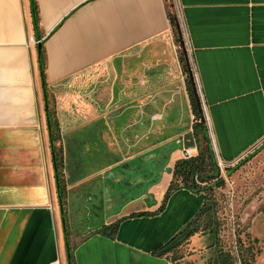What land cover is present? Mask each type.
Masks as SVG:
<instances>
[{"label":"crops","instance_id":"1","mask_svg":"<svg viewBox=\"0 0 264 264\" xmlns=\"http://www.w3.org/2000/svg\"><path fill=\"white\" fill-rule=\"evenodd\" d=\"M35 1L47 107L30 1L0 0V264H68L62 216L72 264H211L203 259L216 250L209 235L193 236L187 245L192 254L179 263L153 254L202 205L201 196L178 190L157 212L173 166L184 158L179 148L168 153L177 121L183 116L182 129L191 132L194 121L186 84L178 81L165 0ZM171 3L217 164L230 167L259 149L251 161L264 162V0ZM47 114L58 127L56 137L69 139L71 165L87 157L102 160L112 135L126 142L122 161L67 184L63 215ZM152 128L158 132L135 145V138ZM190 153L195 155L196 147ZM138 158L150 167L161 160L150 199L134 197L139 204L131 201L83 231L80 221L71 218V200L78 201L93 179L105 185L104 171L136 164ZM259 200L264 205V193ZM139 212L149 215L129 217ZM119 220L113 235L102 231ZM263 261L264 249L258 256V263Z\"/></svg>","mask_w":264,"mask_h":264},{"label":"trees","instance_id":"2","mask_svg":"<svg viewBox=\"0 0 264 264\" xmlns=\"http://www.w3.org/2000/svg\"><path fill=\"white\" fill-rule=\"evenodd\" d=\"M30 1L31 17L34 32L38 37V41L41 44L40 51L38 52V64L40 80L42 84V90L44 94V100H47L46 96V78H45V54L40 41L39 36V19H38V7L35 0ZM165 6L167 9V16L171 26L173 37L179 38L177 30V20L172 9V4L169 0H165ZM184 72L187 73L186 79V92L188 94L192 114L194 116V121L192 124V134L195 141L196 154L189 158H182L175 162L172 169V178L168 185V188L163 196L161 205L159 206L157 212H161L168 202L171 195L178 190H186L191 194L202 197V205L195 214V216L187 223V225L170 240H168L161 248L153 252L154 255L159 257H165L167 260L179 263L183 258L185 253L184 248L189 245V240L196 234L209 235L215 243L218 241L219 235V221L216 217L218 211V202L215 196V190L223 188L225 185L224 179L221 176L220 167L215 159L210 139L208 136L207 127L203 119L201 105L197 96V92L189 73V68L187 67V61L184 57L183 61ZM48 128H49V140L50 148L52 152V160L54 164L56 185L58 191V198L60 203L61 212L63 215V198L65 194V186H63L60 179V170L58 165V152L55 147L57 138L53 137L54 124L50 119L49 114H47ZM260 151L257 150L251 155L245 157L243 160L239 161L233 167L226 168V175L229 176L231 173L237 171L242 165L251 160ZM147 212H139L131 214L129 217H142L147 216ZM63 217V216H62ZM65 219V217H63ZM125 219V218H124ZM106 226L102 229L103 232H108L109 235H113L116 232L119 222ZM257 242V240H254ZM64 243L66 249H68V264H72L73 249L70 248L68 240V232L64 229ZM220 251V250H219ZM246 253L248 254V260L253 261L256 254L260 253V250L256 251V254L252 252L251 249L247 248ZM67 253V252H66ZM219 264H235L234 259L230 254L219 252L218 255ZM243 259V260H242ZM241 262L246 264L244 257L242 255Z\"/></svg>","mask_w":264,"mask_h":264},{"label":"flooded vegetation","instance_id":"3","mask_svg":"<svg viewBox=\"0 0 264 264\" xmlns=\"http://www.w3.org/2000/svg\"><path fill=\"white\" fill-rule=\"evenodd\" d=\"M181 87H183V85ZM183 98H185L184 95ZM181 112L183 115V106L181 107ZM160 114H162L161 111L153 114V116L159 117ZM50 119L54 124L53 137L57 138L55 147L59 150L58 165L60 170V179L65 188L72 180L82 179L93 171H100L101 167H104V165L116 163V161H122L121 159L126 157L123 150L124 144L126 145L124 138L120 136L119 138L117 137V139L111 134L112 136L108 138L111 141L107 142L108 146H105L107 149L101 155L102 160H93L90 157L89 159L87 157L86 161L82 162V160H79V162H76L75 165H71L70 159L72 156L69 154L68 150V145L70 144L69 139L67 137H56L58 127L56 126L55 120H53V118ZM142 122H144V116L141 115L139 124ZM177 123L178 125L175 128L176 134L171 138V142L169 143L170 147L176 146V140L178 137L177 134H179V131L186 126V121L183 116H181ZM134 124L136 125V123H133V125ZM140 130H142V128ZM157 130V128H152L151 133L146 134L144 132L143 135L138 137L136 136L137 138H135V141L133 142L135 145L140 144L146 139L147 135L156 133L158 132ZM135 162L136 164L122 163L112 169L110 168L104 171L100 176L103 175L101 180L105 182V185H100V179H93L88 187L80 192L78 201L74 200L73 202V200H71V218L73 221L76 219L77 221H80L79 223L83 231L99 224L100 222L102 223V219H105L107 214L114 212L116 209L120 210L121 207L133 201L134 197L138 198L146 196V200L150 199V196L147 195V193L152 184L157 180L162 169L160 167L161 160L155 161V165H152L151 167L148 165L146 166V162L139 158ZM78 217L80 220H78ZM71 226H74L75 229H77L74 224H69V229Z\"/></svg>","mask_w":264,"mask_h":264},{"label":"rangeland","instance_id":"4","mask_svg":"<svg viewBox=\"0 0 264 264\" xmlns=\"http://www.w3.org/2000/svg\"><path fill=\"white\" fill-rule=\"evenodd\" d=\"M169 2H172V0H169ZM172 43L175 45L174 51L177 53L178 66L181 74V78L178 81L185 87L187 73L184 72L183 67L184 57L189 60V62L187 61V67L194 82L193 71L187 53V43L181 32L179 38L175 37ZM194 86L197 90L195 83ZM251 160L229 176L226 175V168L229 167H223L221 176L224 179L225 185L223 188L215 190V196L218 202L216 217L220 225L218 241L215 243L212 240V242L216 244V250L219 249L224 253L230 254L235 264H244V262H241L242 255L246 264H264V261L258 263L259 254H256V251L260 250L261 252L264 249V209H262L264 205H260V200L258 201V198L264 193V162L261 160ZM133 203L139 204L140 201L136 199ZM131 208L133 209L134 206ZM257 215H259V218L255 221L254 219ZM196 235H199V233ZM253 236H258V238L255 237L257 242L254 241L255 238ZM247 248L256 254L253 261L247 259L248 254L245 251ZM184 250L183 258L188 253L192 254L190 246L185 247ZM215 251L214 253L210 251L204 254L203 259H209V263L217 264V251ZM183 262L185 263L186 260L183 259Z\"/></svg>","mask_w":264,"mask_h":264},{"label":"water","instance_id":"5","mask_svg":"<svg viewBox=\"0 0 264 264\" xmlns=\"http://www.w3.org/2000/svg\"><path fill=\"white\" fill-rule=\"evenodd\" d=\"M177 30H178V33H180V29H179L178 24H177ZM40 48H41V44L38 42V45H37L38 52L40 51ZM186 61H187V58H186ZM45 106L47 107V100L46 99H45ZM47 127H48V121H47ZM48 132H49V128H48ZM177 135H178V137H177V140H176V142H177L176 146H178V147L171 146L170 151L168 153H171L173 150H176L177 148H179V150L182 151L183 156L185 158H187L188 157L187 156L188 150L195 148V141H194L192 132L191 131H186L185 129H181L179 131V134H177ZM62 224H63V227L65 229V219L63 217H62ZM66 252H67L66 254H67V258H68V256H69L68 249H66Z\"/></svg>","mask_w":264,"mask_h":264},{"label":"built area","instance_id":"6","mask_svg":"<svg viewBox=\"0 0 264 264\" xmlns=\"http://www.w3.org/2000/svg\"><path fill=\"white\" fill-rule=\"evenodd\" d=\"M177 20V19H176ZM177 24H178V26H179V23H178V21H177ZM179 29H180V26H179ZM179 34V36H180V33H178ZM187 56V55H186ZM188 57H189V59H190V56H189V54H188ZM187 61L189 62V60H188V58H187ZM194 83V82H193ZM196 89V88H195ZM196 92H197V90H196ZM197 96H198V94H197ZM198 99H199V97H198ZM200 102V101H199ZM203 118H204V116H203ZM204 121H205V119H204ZM187 158H189V157H191V153H190V150H188V152H187ZM185 158V157H184ZM234 165H236V164H233V165H231L230 167H233ZM218 166L220 167V170L222 171V169H223V166L222 165H220V164H218ZM53 264H58V262H55V263H53Z\"/></svg>","mask_w":264,"mask_h":264}]
</instances>
